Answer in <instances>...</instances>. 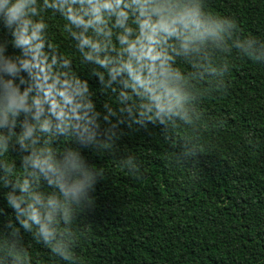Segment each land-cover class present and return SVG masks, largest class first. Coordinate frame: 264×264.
<instances>
[{"label":"clouds","instance_id":"1","mask_svg":"<svg viewBox=\"0 0 264 264\" xmlns=\"http://www.w3.org/2000/svg\"><path fill=\"white\" fill-rule=\"evenodd\" d=\"M228 24L199 0H0V264H29L26 236L79 264L72 224L96 209L101 161L187 121L176 59L226 40ZM121 163L138 174L134 155Z\"/></svg>","mask_w":264,"mask_h":264},{"label":"trees","instance_id":"2","mask_svg":"<svg viewBox=\"0 0 264 264\" xmlns=\"http://www.w3.org/2000/svg\"><path fill=\"white\" fill-rule=\"evenodd\" d=\"M199 2L229 21L228 37L176 59L187 121L157 124L101 161L96 209L72 224L79 264H264V58L235 43L264 52V0ZM129 154L136 176L121 163ZM25 255L62 264L28 236Z\"/></svg>","mask_w":264,"mask_h":264}]
</instances>
